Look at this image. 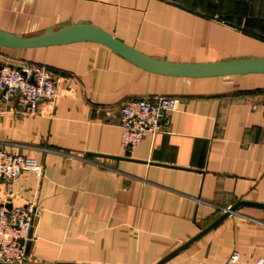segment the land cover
<instances>
[{
    "label": "crops",
    "instance_id": "crops-1",
    "mask_svg": "<svg viewBox=\"0 0 264 264\" xmlns=\"http://www.w3.org/2000/svg\"><path fill=\"white\" fill-rule=\"evenodd\" d=\"M77 22L159 59L264 58V0H0L9 33ZM26 62L48 67L58 91L34 115L0 98V147L44 166L41 178L0 182L3 205L36 206L29 264H156L237 201L264 204V74L163 75L90 41L0 45V65ZM153 96L178 103L125 153L119 106ZM263 254L264 208L240 205L162 264H256Z\"/></svg>",
    "mask_w": 264,
    "mask_h": 264
},
{
    "label": "built area",
    "instance_id": "built-area-1",
    "mask_svg": "<svg viewBox=\"0 0 264 264\" xmlns=\"http://www.w3.org/2000/svg\"><path fill=\"white\" fill-rule=\"evenodd\" d=\"M58 94L51 71L35 63L0 65V98H15L14 110L27 115L38 111L39 101L52 102ZM178 99L167 96L127 98L119 106L120 147L130 153L142 139L160 131L161 118L166 111L175 109ZM24 171L41 178L44 166L32 157L25 156L14 147H0V182L18 181ZM9 192L10 188L7 187ZM36 217L34 203L17 205L10 210L0 202V264H29L25 244ZM234 253L230 261L237 260ZM256 264H264V254Z\"/></svg>",
    "mask_w": 264,
    "mask_h": 264
},
{
    "label": "water",
    "instance_id": "water-1",
    "mask_svg": "<svg viewBox=\"0 0 264 264\" xmlns=\"http://www.w3.org/2000/svg\"><path fill=\"white\" fill-rule=\"evenodd\" d=\"M79 41H90L104 45L140 68L163 75L187 78H204L246 75L252 73L264 74V58L262 57H240L222 61L200 63H185L159 59L138 51L134 47L117 39L108 31L91 23H67L54 30L44 31L34 35H17L0 29V45L8 48H37ZM240 205H250L264 208V204L262 203L237 201L230 207L226 208L223 213L207 227L200 229L196 235L163 257L156 264L164 263L170 257L187 247L210 228L217 225L223 218L235 212ZM4 207L8 210L11 209V205L9 203H5ZM31 234L32 228L28 235L29 238H31ZM30 244L31 240L29 239L25 244L26 253L29 252Z\"/></svg>",
    "mask_w": 264,
    "mask_h": 264
}]
</instances>
